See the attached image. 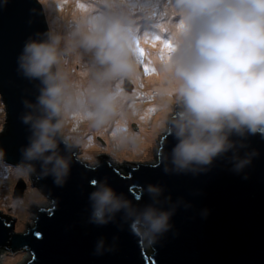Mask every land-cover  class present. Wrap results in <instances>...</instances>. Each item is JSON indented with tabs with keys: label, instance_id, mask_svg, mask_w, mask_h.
I'll list each match as a JSON object with an SVG mask.
<instances>
[{
	"label": "clouds",
	"instance_id": "9594fccd",
	"mask_svg": "<svg viewBox=\"0 0 264 264\" xmlns=\"http://www.w3.org/2000/svg\"><path fill=\"white\" fill-rule=\"evenodd\" d=\"M7 3L2 0L0 6ZM156 7L139 0H88V12L62 27L50 23L48 31L25 42L18 71L39 82V94L35 103L24 102L29 111L22 121L31 134L20 163L9 168L19 176L51 177L56 187L67 184L79 155L78 139L67 126L81 120L100 130L121 115L115 85L135 75L141 20L155 19ZM159 10L170 18L161 23L167 54L156 68L166 77L169 98L162 140H175L168 152L160 145L163 172L196 176L218 159L243 172L258 155L254 150L241 155L248 147L244 141L257 134L264 138V0H163ZM70 64L77 65L81 78ZM0 101L5 106L1 95ZM4 156L0 149V164ZM89 184L87 223L104 227L121 214L130 234L146 247L153 248L173 229L181 207H191L182 197L174 201L159 183L140 186L142 195L132 199L106 177ZM145 195L149 202L142 205ZM115 250L100 236L93 254Z\"/></svg>",
	"mask_w": 264,
	"mask_h": 264
},
{
	"label": "water",
	"instance_id": "95a60500",
	"mask_svg": "<svg viewBox=\"0 0 264 264\" xmlns=\"http://www.w3.org/2000/svg\"><path fill=\"white\" fill-rule=\"evenodd\" d=\"M46 31L37 0H8L0 6V95L7 112V122L0 123V149L5 152L0 164V249L27 251L26 264H264V138L259 134L244 141L248 147L241 155L253 150L258 155L239 174L227 159H218L206 173L166 175L160 150L154 164L136 167L114 165L105 156H96L101 166L90 167L75 158L62 188L51 177L19 176L9 168L20 163L31 134L22 121L29 111L24 102L35 103L39 94V82L18 71L17 57L30 37ZM174 143L171 136L162 140L163 151ZM81 151L77 146L75 152ZM105 177L130 199L142 195L140 186L159 183L174 201L182 197L191 207H181L172 219L173 229L153 248L146 247L130 234L121 214L104 227L87 223L93 190L89 182ZM146 202L148 195L142 196L141 204ZM100 236L106 247L116 250L94 255Z\"/></svg>",
	"mask_w": 264,
	"mask_h": 264
},
{
	"label": "rangeland",
	"instance_id": "374dc122",
	"mask_svg": "<svg viewBox=\"0 0 264 264\" xmlns=\"http://www.w3.org/2000/svg\"><path fill=\"white\" fill-rule=\"evenodd\" d=\"M44 6L47 16L48 25L56 27L55 22L64 25L71 20L70 16H74L71 12L73 9L86 13L89 11L88 0H53V9L49 7L47 0H38ZM140 3L155 4V19L149 20L144 18L141 20L142 33L139 37L137 57V71L131 78L119 82L115 87L120 92V111L126 108L130 114L125 118L126 112L121 111L120 118L108 126L100 130L92 132L91 128L86 124L80 127L76 120L71 121L67 126L69 135L78 139V147L81 152L77 156L78 159L88 162L89 166L97 165L99 159L96 156H105L113 161L114 165H127L136 167V163L154 164L159 154L160 145L163 139L162 122L165 120L168 109L166 105L169 98L161 93L160 86L166 87V77L161 76L156 71L161 56L166 55V29L161 24L166 18V14L159 10V6L163 0H139ZM79 14V15H81ZM169 25V24H167ZM158 28H161L158 30ZM71 71L79 72L77 65L73 64ZM77 72V74H78ZM80 75V74H79ZM162 78V79H160ZM154 80V81H153ZM151 82V83H150ZM158 84L157 89L152 86ZM153 84V85H151ZM127 87V88H126ZM123 98V99H122ZM124 105V107H122ZM163 114L160 118L162 122H158V128L154 132V136H150V143L146 147L145 153L136 152L142 136L150 134L154 118L158 114ZM6 110L0 101V123L5 122ZM121 126V128H118ZM132 137L131 141H127L125 145L119 143V134ZM96 147H88L91 144ZM29 253L27 251H18L14 254L8 251L0 250V264H26Z\"/></svg>",
	"mask_w": 264,
	"mask_h": 264
},
{
	"label": "bare ground",
	"instance_id": "6f19581e",
	"mask_svg": "<svg viewBox=\"0 0 264 264\" xmlns=\"http://www.w3.org/2000/svg\"><path fill=\"white\" fill-rule=\"evenodd\" d=\"M48 2H49V4L51 5V9H53V0H47ZM74 14V16H70V19L69 20H73L76 16H78L79 14H81L80 13V11H78V10H75V9H73V11L71 12V14ZM82 14H84V13H82ZM62 20H66V19H62ZM61 20V21H62ZM61 21H59L60 23H57V22H55V24H56V27H62L63 25L61 24ZM67 23V22H66ZM65 23V24H66ZM160 63V62H159ZM72 66H74L73 64H71V69H72ZM78 72V71H77ZM77 72L75 73V76L77 77V78H81V74H80V71L78 72V74H77ZM80 74V75H79ZM161 76H164L163 74H161ZM160 79H162V78H160ZM154 81V80H153ZM151 83V82H150ZM151 85H153V84H151ZM161 85V84H160ZM160 85H158V84H155L154 83V85L152 86L153 88H155V89H157V87L158 86H160ZM165 86H160V90H162L161 91V93H164V91H165ZM123 99V98H122ZM122 107H124V105L122 106ZM121 111H123V112H126V115L124 116L125 118H127V116L130 114V111H127V109L126 108H122L121 109ZM162 115L163 114H158L155 118H154V122H153V124H152V130H151V132H150V134H146L147 132H145V135L144 136H142L141 137V139L139 140V142H138V145H137V147L135 148V151L136 152H140L141 154L142 153H147L146 151H145V149H146V147L148 146V144L150 143V136H154V132L156 131V129L158 128V124H157V121L158 122H162V120L160 119L161 117H162ZM118 118H120V115L119 116H117L116 118H115V121L118 119ZM118 124L119 123H121V122H119V121H116ZM76 123L77 124H79V123H81L79 126L80 127H82V126H85L87 123H85V122H83V121H81V120H76ZM118 128H121V126H118ZM91 130H92V132H95V129H92L91 128ZM118 138H119V143L120 144H122V145H125L126 143H127V141H131V139H132V137H129V136H124V135H122L121 133L119 134V136H118ZM91 144V143H90ZM88 147H96L94 144H91V145H89Z\"/></svg>",
	"mask_w": 264,
	"mask_h": 264
},
{
	"label": "flooded vegetation",
	"instance_id": "af4514ba",
	"mask_svg": "<svg viewBox=\"0 0 264 264\" xmlns=\"http://www.w3.org/2000/svg\"><path fill=\"white\" fill-rule=\"evenodd\" d=\"M10 252H12V251H10Z\"/></svg>",
	"mask_w": 264,
	"mask_h": 264
}]
</instances>
